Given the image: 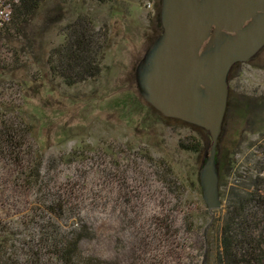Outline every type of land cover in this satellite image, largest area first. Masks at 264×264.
<instances>
[{
	"label": "rangeland",
	"instance_id": "rangeland-1",
	"mask_svg": "<svg viewBox=\"0 0 264 264\" xmlns=\"http://www.w3.org/2000/svg\"><path fill=\"white\" fill-rule=\"evenodd\" d=\"M154 1L43 0L18 31L11 22L0 29V130L18 131L15 143L0 144V234L20 229L47 194L21 179L40 159L41 183L95 230L81 242L85 253L125 264L201 262L203 234L215 238L224 201L207 208L202 154L180 145L205 144V133L164 119L138 90V66L159 32ZM80 15L106 39L101 71L67 85L46 60ZM232 73L226 127L235 131L233 170L241 172L264 144V45ZM232 177H224L226 189Z\"/></svg>",
	"mask_w": 264,
	"mask_h": 264
},
{
	"label": "trees",
	"instance_id": "trees-1",
	"mask_svg": "<svg viewBox=\"0 0 264 264\" xmlns=\"http://www.w3.org/2000/svg\"><path fill=\"white\" fill-rule=\"evenodd\" d=\"M42 1L20 0L13 8L9 23L18 31L20 25L32 19ZM154 9L159 19L157 38L163 30L160 26L161 0L154 1ZM77 23L67 25L66 29L69 31L66 32L64 41L52 48L46 60L52 76L67 85L97 76L101 71L100 62L105 47L106 39H101L90 18L80 15ZM238 63L232 65L227 78L233 75ZM234 105V100L228 93L226 113L216 145L215 162L219 187L224 186L222 191L219 188V195L224 201V212L215 238L211 231L203 234L202 243L205 248L202 260L195 264H264V144L259 146V158L252 166L242 168L241 172L233 170L237 145L234 142L235 131H228L226 120ZM244 112L240 110L238 117L242 118ZM162 116L205 133V144L196 140L187 144L180 142L185 149L201 153L203 165L208 156L206 148L211 146L209 132L184 120ZM14 127L12 124H4L0 130L1 145L3 142L5 147L12 145L18 133ZM231 146L233 151L230 150ZM21 159L20 164L24 165ZM41 165L42 160L38 159L34 166L22 168L21 179L27 181L29 188L36 187L47 194L42 193L43 198L36 202L33 216L22 223L20 229L13 231L11 235L8 232L0 234V264H125L114 258L85 253L81 249V242L93 239L95 230L81 216L77 206H69L70 203L50 192L52 187L41 183ZM227 174L233 175L228 189L223 183Z\"/></svg>",
	"mask_w": 264,
	"mask_h": 264
},
{
	"label": "water",
	"instance_id": "water-1",
	"mask_svg": "<svg viewBox=\"0 0 264 264\" xmlns=\"http://www.w3.org/2000/svg\"><path fill=\"white\" fill-rule=\"evenodd\" d=\"M162 33L136 73L142 97L156 110L209 132L198 171L208 209L221 208L216 145L227 108L228 72L264 45V0H161Z\"/></svg>",
	"mask_w": 264,
	"mask_h": 264
},
{
	"label": "built area",
	"instance_id": "built-area-1",
	"mask_svg": "<svg viewBox=\"0 0 264 264\" xmlns=\"http://www.w3.org/2000/svg\"><path fill=\"white\" fill-rule=\"evenodd\" d=\"M20 0H0V29L10 21L13 8Z\"/></svg>",
	"mask_w": 264,
	"mask_h": 264
},
{
	"label": "flooded vegetation",
	"instance_id": "flooded-vegetation-1",
	"mask_svg": "<svg viewBox=\"0 0 264 264\" xmlns=\"http://www.w3.org/2000/svg\"><path fill=\"white\" fill-rule=\"evenodd\" d=\"M160 26H161V24H160Z\"/></svg>",
	"mask_w": 264,
	"mask_h": 264
}]
</instances>
